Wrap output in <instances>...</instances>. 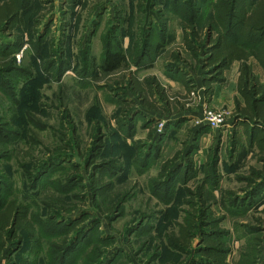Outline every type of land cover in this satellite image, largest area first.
<instances>
[{
    "label": "rangeland",
    "instance_id": "1",
    "mask_svg": "<svg viewBox=\"0 0 264 264\" xmlns=\"http://www.w3.org/2000/svg\"><path fill=\"white\" fill-rule=\"evenodd\" d=\"M179 10L176 0H33L21 25L0 28V213L12 202L28 213L0 231V264H190L211 229L223 231L229 262L262 240L264 264V183L250 173L259 164L253 154L228 160L235 66L207 100L201 68L184 61ZM112 54L126 64L108 70ZM172 63L196 82L179 123L174 99L160 113L129 85L155 75L181 92ZM216 153L219 185L203 204L196 186ZM187 219L195 236L176 246L170 238Z\"/></svg>",
    "mask_w": 264,
    "mask_h": 264
},
{
    "label": "trees",
    "instance_id": "2",
    "mask_svg": "<svg viewBox=\"0 0 264 264\" xmlns=\"http://www.w3.org/2000/svg\"><path fill=\"white\" fill-rule=\"evenodd\" d=\"M32 2L33 0H0V28L11 31L21 25L24 14L30 9ZM176 2L181 6L178 15L183 32L182 42L192 59L189 62L184 58V61L194 71L201 68V79L208 99L214 94L215 84L226 81V71L233 63H239L237 90L240 98H235L230 122L233 131L227 149L228 160L239 163L252 152L259 167L251 166L250 173L255 179H260L262 185L264 183V80L256 72L255 66H259L264 71V0H176ZM158 3L166 5L167 0H158ZM158 12L163 29L167 30L171 18L163 10ZM19 44L20 47L23 46L22 41ZM171 56L174 60L178 59L177 52H172ZM122 64H126L125 57L119 54L108 57V70L117 69ZM167 68L168 71L172 70L175 74L174 79L184 86L188 96L195 91L196 82L190 76V71L174 63L168 64ZM129 85L145 107L160 113L165 107L159 105V101L173 105L171 99H174L176 104L184 109L188 97L180 93L171 95L169 88L164 86L155 75H148L142 80L134 77ZM183 116L184 114L179 116L178 123L184 121ZM198 131H203V128H199ZM188 156L189 164L182 170L186 175L190 171L195 172L190 152ZM219 163V153L210 155L204 168V177L196 186L198 191L196 197L203 204L208 202V191L216 189L219 185L221 177ZM104 169L109 168L104 165ZM109 187L108 184H104L98 189L104 194ZM27 216L28 213L22 210V206H15L12 202L0 213V231L4 232L8 228L14 230ZM52 222L55 227H60L55 219ZM196 222L194 224L187 219L186 225L179 224L180 234L170 238L171 243L180 246L179 243L185 242V245L189 246L195 236ZM43 223V220H39L41 227ZM202 231L201 245L190 264L258 263L262 240L256 243L252 251L246 252L234 262H229L227 257L232 253V249L226 244L223 231L216 229Z\"/></svg>",
    "mask_w": 264,
    "mask_h": 264
},
{
    "label": "crops",
    "instance_id": "3",
    "mask_svg": "<svg viewBox=\"0 0 264 264\" xmlns=\"http://www.w3.org/2000/svg\"><path fill=\"white\" fill-rule=\"evenodd\" d=\"M233 65L235 66V69H236V77H235V89H236V93H235V96H234V97H235V98H236V97L240 98V95H239L238 90H237V79H238V66H239V63H238V62H235V63H233ZM233 65H232V66H233ZM232 66H231V67H232ZM258 67H259V66H258ZM230 69H231V68H230ZM230 69H229V70H230ZM227 71H228V70H227ZM227 71H226V73H227ZM147 76H148V75H147ZM145 77H146V76H145ZM226 78H227V74H226ZM139 79H141V78H139ZM142 79H143V78H142ZM142 79H141V80H142ZM227 81H228V80L226 79V81H225L224 83H217V84H215V86H214V94H213L212 97L209 98V99L206 97V94H205V87H204V95H205L206 99L209 100V101H212V100L214 99V96H215L216 93H217V87H216V86H217V85H221V86H223ZM162 84H163V83H162ZM178 84H179V86H180V88H181L182 90H181V92H177V93H180V94L183 95V96H184V95H187V90L184 88V86H182L179 82H178ZM163 85H164V84H163ZM164 86H165V85H164ZM166 87L169 88L168 86H166ZM169 93L171 94L170 91H169ZM177 93H176V94H177ZM187 96H188V95H187ZM235 98H234V100H235ZM171 100H173V99H171ZM162 103H163V102H161V101L158 102L159 105H162ZM162 106H163V105H162ZM163 107H164V106H163ZM146 108H149V107H146ZM149 109H151V108H149ZM164 110H165V109H164ZM162 111H163V109H162ZM182 111H185V109H184V110L177 111L176 114H180V115H181V114H185V112L183 113ZM180 112H181V113H180ZM186 115H187V114H185L184 116H186ZM188 115H190V114H188ZM200 152H203L202 149L200 150ZM249 154H253V153L250 152ZM249 154H248V155H249ZM202 156H203V155H201V157H202ZM199 157H200V156H199Z\"/></svg>",
    "mask_w": 264,
    "mask_h": 264
},
{
    "label": "built area",
    "instance_id": "4",
    "mask_svg": "<svg viewBox=\"0 0 264 264\" xmlns=\"http://www.w3.org/2000/svg\"><path fill=\"white\" fill-rule=\"evenodd\" d=\"M210 115H211V113H210ZM209 121L211 123L217 125V124H219L220 118H218L216 115H212V116L209 117Z\"/></svg>",
    "mask_w": 264,
    "mask_h": 264
}]
</instances>
